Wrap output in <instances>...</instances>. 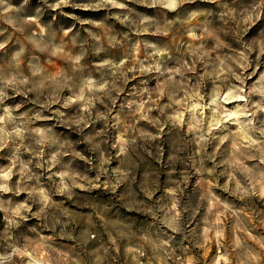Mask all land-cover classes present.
Segmentation results:
<instances>
[{
    "label": "clouds",
    "instance_id": "9594fccd",
    "mask_svg": "<svg viewBox=\"0 0 264 264\" xmlns=\"http://www.w3.org/2000/svg\"><path fill=\"white\" fill-rule=\"evenodd\" d=\"M33 2L0 0V264H264V0Z\"/></svg>",
    "mask_w": 264,
    "mask_h": 264
},
{
    "label": "rangeland",
    "instance_id": "374dc122",
    "mask_svg": "<svg viewBox=\"0 0 264 264\" xmlns=\"http://www.w3.org/2000/svg\"><path fill=\"white\" fill-rule=\"evenodd\" d=\"M38 7L37 3H35V0L32 4V6L30 8L27 9V14H34L35 12V9ZM205 7H214V6H205ZM74 11L77 15L81 16V17H93V18H96V19H102L103 18V13H92V12H82V11H79V10H72ZM42 18L45 22H47L49 25H50V31L51 30H55L56 28L59 27L60 24H68V23H73L71 21H68L62 17H59L55 22L52 21V14L51 13H48V12H44L42 13ZM249 217H251L248 222L249 223H256V218L251 214L249 213L248 214ZM262 218H264V214H262ZM261 232H264V229H261V228H257L255 230V233L254 234H258V233H261ZM207 257H208V253L205 252L202 254V260L206 261L207 260Z\"/></svg>",
    "mask_w": 264,
    "mask_h": 264
}]
</instances>
